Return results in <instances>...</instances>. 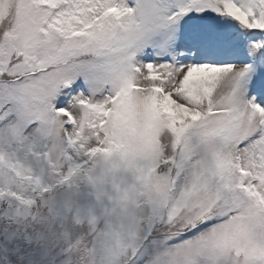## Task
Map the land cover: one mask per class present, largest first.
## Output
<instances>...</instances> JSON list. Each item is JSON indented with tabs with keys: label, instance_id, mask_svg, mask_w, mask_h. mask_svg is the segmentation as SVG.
Instances as JSON below:
<instances>
[{
	"label": "snow or ice",
	"instance_id": "snow-or-ice-1",
	"mask_svg": "<svg viewBox=\"0 0 264 264\" xmlns=\"http://www.w3.org/2000/svg\"><path fill=\"white\" fill-rule=\"evenodd\" d=\"M0 264H264V0H0Z\"/></svg>",
	"mask_w": 264,
	"mask_h": 264
}]
</instances>
